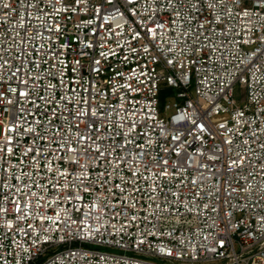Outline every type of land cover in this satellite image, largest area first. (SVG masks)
Segmentation results:
<instances>
[{"label": "built area", "instance_id": "1", "mask_svg": "<svg viewBox=\"0 0 264 264\" xmlns=\"http://www.w3.org/2000/svg\"><path fill=\"white\" fill-rule=\"evenodd\" d=\"M0 264H264V0H0Z\"/></svg>", "mask_w": 264, "mask_h": 264}, {"label": "rangeland", "instance_id": "2", "mask_svg": "<svg viewBox=\"0 0 264 264\" xmlns=\"http://www.w3.org/2000/svg\"><path fill=\"white\" fill-rule=\"evenodd\" d=\"M244 87L241 85V84H236L235 86V100L237 102H240L244 96ZM169 101H172V94L171 93H168L166 92L165 95H163L162 99H161V106L164 104V103H167Z\"/></svg>", "mask_w": 264, "mask_h": 264}]
</instances>
